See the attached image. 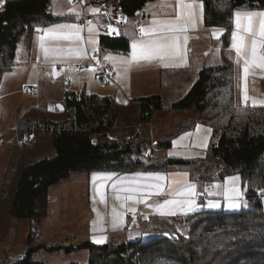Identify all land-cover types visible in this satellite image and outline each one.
I'll return each mask as SVG.
<instances>
[{
	"label": "trees",
	"instance_id": "1",
	"mask_svg": "<svg viewBox=\"0 0 264 264\" xmlns=\"http://www.w3.org/2000/svg\"><path fill=\"white\" fill-rule=\"evenodd\" d=\"M153 1L156 0H120L119 9L127 18H139L145 5ZM200 1L205 26L225 30L220 39L223 50L230 45L237 10H264V0ZM51 3L52 0L5 1L0 10V87L5 72L18 65L21 43L28 57L39 27L72 18L52 14ZM100 46L128 52L130 41L101 35ZM126 107L136 124L151 122L158 111H193V117L181 121L156 146L169 148L177 134L193 129L197 123H206L213 129L207 159L168 158L155 163L142 159L151 149L150 129H142V135L131 140L107 136ZM21 111L14 127L18 139L49 133L55 153H42L43 157L36 161H18L15 168L8 166L3 173L0 202H7L8 214L13 218L33 219L36 232L48 214L50 188L76 173L166 171L207 164L220 169V178L240 175L247 191V206L233 212L198 210L185 219L155 214L144 227L146 237L120 243L83 240L70 245L41 244L28 249L22 259L12 264H45L34 258V252L46 247L66 253L87 251V264H264V106L235 104L232 63L201 69L188 93L170 107L164 106L162 95L134 98L122 104L112 95L67 91L61 109L37 106ZM68 111L73 112L72 117L57 118ZM199 171L196 167L193 172ZM206 179L212 178L202 177L201 182ZM3 207L4 204L0 219ZM183 224L186 230L180 228Z\"/></svg>",
	"mask_w": 264,
	"mask_h": 264
},
{
	"label": "crops",
	"instance_id": "2",
	"mask_svg": "<svg viewBox=\"0 0 264 264\" xmlns=\"http://www.w3.org/2000/svg\"><path fill=\"white\" fill-rule=\"evenodd\" d=\"M5 1L0 0V10ZM72 2L74 3L73 0ZM157 2L174 12L156 14L151 10L146 13V22L137 18L135 30L126 29L130 18L122 14L119 9L114 13L113 18L95 15L94 22L84 25L85 30L81 37L74 27H83V25L77 20L73 21L72 18L39 27L25 63L16 65L4 74L0 87V137L11 124L8 123L9 120L12 121L16 114L19 115L20 109H24L25 112L31 108L28 104L32 103L22 108L24 101L28 99H38L34 102V107L51 104L52 108H55L59 102L62 103L58 97L60 96L61 99L67 91L89 94L88 78H85L83 88L80 89L69 71V74L66 72L62 73V76L59 74L62 69L59 58L63 57L78 56L87 62L94 61V65L98 68L105 63H112L116 68L110 80L112 85L98 94L112 95L122 104H128L134 98L162 95L164 106L170 107L180 99H177L178 95L191 89L201 69L225 62L232 63L235 68L236 105H245L243 101L247 96L257 97L256 91L259 89L264 95V79L260 80L259 86L256 85L257 79L264 76V57L261 53L264 43V10H237L245 12L246 15H240V18H243L239 24L234 14L230 45L223 50L219 44L225 30L208 29L205 26L202 1L158 0ZM50 10L54 14L52 5ZM253 12H260L258 19L254 18ZM62 15L64 14L57 16ZM73 22H76L75 26ZM112 23L123 29V34L112 30V36L124 37L130 41L128 52L101 48L100 36L105 35L102 32H109ZM138 23L142 24L140 31L137 29ZM78 41L84 44L81 50L73 46ZM245 83L248 85L247 95L244 93ZM185 85L186 88L182 89ZM27 86L30 89H26ZM46 86L55 87L58 93L47 94ZM32 90L35 91L34 96L28 94ZM166 101L173 102L167 105ZM251 105L264 106L255 103ZM173 112H155L149 122L150 126L147 123L153 141L152 152L147 155L148 161L155 163L168 158L199 161L207 159L213 129L206 123H197L193 129L177 134L169 148L156 146L158 141L176 130L181 121L194 116L192 111V114L186 118H174ZM187 112L190 111L179 112L178 115ZM15 134L16 142L12 145L17 148L21 141L16 131ZM152 154L157 158L154 159ZM190 169L73 174L50 188L49 210L44 221L52 214L51 193L53 190H59L62 184L64 187L61 190L69 189L71 184L77 188L84 187L88 230L73 239L81 238L95 243H120L127 241L129 236L138 239L140 235H144V227L155 214L185 219L189 214L203 209L233 212L246 207L247 199L243 193L245 188L240 175H228L222 179L217 177L218 180L209 177L212 179H206L204 183L201 182L202 177L198 178L193 172L196 166ZM230 176H239V182L225 185L222 198H219L214 193L215 180L223 183ZM200 186H203L202 189ZM42 234L41 224L38 237ZM63 239L68 240L67 237Z\"/></svg>",
	"mask_w": 264,
	"mask_h": 264
},
{
	"label": "rangeland",
	"instance_id": "3",
	"mask_svg": "<svg viewBox=\"0 0 264 264\" xmlns=\"http://www.w3.org/2000/svg\"><path fill=\"white\" fill-rule=\"evenodd\" d=\"M158 0L153 1L148 3L144 9L141 18L142 21L146 22V13L148 12H154L156 14H165L166 12H171L173 13L171 9H168L167 6L165 5H159ZM157 3V4H156ZM52 9L53 13L60 15L64 14L62 16H71L72 20L79 21V19L82 17V10L77 3H73L72 0H52ZM73 5V6H71ZM159 5V6H158ZM70 8V9H69ZM52 11V10H51ZM260 12H253L252 15H254L255 19H258ZM236 19L238 23L240 24L242 22V18H240V15H246L245 12L243 11H236L235 13ZM99 18V16H97ZM137 18H130V22H127L126 29H134L135 30V24H136ZM74 26L76 25V22H73ZM238 24V26H239ZM79 25V23H78ZM87 25V24H86ZM76 33L82 36L84 34L85 27L82 26H75L74 27ZM100 29V28H99ZM112 30H117L119 34H123V29H120L115 25L114 23L111 24L110 29L108 30L109 32L106 33L102 32V34L105 35H113ZM222 43L219 44V46ZM83 42L78 41L76 45H73L75 49L81 50L83 48ZM261 53L264 57V43H262V48H261ZM27 58V49L26 47L21 43L18 48V54H17V61L18 64H24L25 60ZM59 62L62 64L61 65V71H59V74L61 75L62 73L66 72L67 74L68 71L70 72V76H72L77 84L78 88H83L82 85L85 83V78H88V85H89V94H98L101 91H104L105 88L110 87L112 85L111 81H102L101 78L99 77L98 71L99 68L94 65V61L87 62L86 60L80 59L78 56H70V57H63L59 58ZM218 62V61H217ZM223 62V61H221ZM71 63V64H70ZM89 64V65H88ZM221 63H218L220 65ZM88 65V66H86ZM54 66V65H53ZM80 66H83V68H80ZM58 74L57 66L55 67ZM115 71L116 68L114 67ZM87 75V76H84ZM62 76V75H61ZM199 76V75H198ZM197 78V77H195ZM198 79V78H197ZM264 79V76L260 77L257 79L256 85L259 86L261 84L260 80ZM194 80V79H193ZM197 81V80H196ZM195 81V82H196ZM194 82V83H195ZM192 83V86L194 85ZM191 86V87H192ZM190 87V88H191ZM248 85L245 83V91L244 93H247V88ZM186 85L182 87V89H185ZM80 89H77L78 91ZM37 93H39L38 87L36 88ZM190 90V89H189ZM188 90V91H189ZM181 93V95H178V98H183L187 93ZM45 92L47 94H57L58 91L55 90V87H49L46 86ZM257 97H252L250 98L247 96L244 99V104L245 105H251L254 103L255 104H260L264 105V95L262 94L263 91L261 89L256 91ZM30 96L35 95V91L33 90L28 93ZM247 95V94H246ZM181 96V97H180ZM59 101L64 99H60V96L58 97ZM176 99V100H177ZM38 100V99H37ZM35 98L28 99L26 102L24 101V105L22 108L26 106L28 103L29 107H34V102L37 101ZM55 100V99H53ZM167 102L168 104H171L173 101H169L170 103ZM250 102V103H249ZM51 105V104H50ZM47 106L45 104H41L40 106L46 107V108H52L53 106ZM60 107H57V109H61V102L58 103ZM166 105V104H165ZM128 108L126 107L122 115L119 118V122L116 126L115 129L112 130L110 135H107L110 138L117 137L118 139L122 137H126V140H131L136 138L140 134L142 135L141 130L146 129L148 125L150 126V123L147 125L146 123L142 124H136V120H134V117H131V113L129 114L130 111H128ZM24 109L21 111L23 112ZM60 111H58L59 113ZM22 114V113H21ZM179 112L174 111L172 115H174V118H186L189 115L192 114V111L187 112L185 114H180L178 115ZM63 115V116H62ZM73 112L68 111L66 114H60L56 115L58 119H62V117H72ZM18 115L16 114L14 118L9 120V127L5 129V134L0 138V187H1V182L3 180V173L4 170L9 166L11 168H15L16 165L18 164V161H23V160H28V161H36L39 160L40 158L43 157L42 153H47L49 156L54 155V150L52 148V145L50 146V136L49 133H41V134H36V135H28L19 142V145L17 148H14L12 143L16 142L15 137V123L17 121ZM3 118L1 119V121ZM3 123V121H2ZM131 136V137H130ZM130 138V139H129ZM152 142L148 147L152 146ZM43 149L45 150L43 151ZM49 150V151H48ZM41 151V152H40ZM43 151V152H42ZM25 152V153H24ZM151 149H148L145 155L141 156L142 159L148 160V154H150ZM137 156V155H136ZM152 157H155L156 155L152 154ZM152 158V160H154ZM158 161V160H157ZM199 168L198 173H194L198 178L201 177H212L213 179H216L219 177L220 169H216L215 167L208 166L205 164V166H201L200 164L196 166ZM207 168V170H206ZM220 178V177H219ZM222 179V178H221ZM240 179L239 176H230L226 178V181L223 183H220L216 180L214 183V193L216 196L219 198H222V195L225 190V185L228 184H236V182H239L238 180ZM64 187V184L60 186L59 190H53L51 193V207H52V214L48 216L46 221L43 219L40 223L42 224V229H43V234L38 237V231H35V226L36 222L33 219L30 218H13L11 215L8 214L7 210V202L2 200L0 202V207L3 206L4 204V211H2V216L3 219H0V256L5 254V253H13L16 255V258L14 261L5 263V262H0V264H12L14 262H17L20 260L18 257L19 253H22L25 255V252L32 248V247H37L40 244H45L46 246L49 245H56V244H62V245H70V244H78L81 243L84 239L77 238L76 240L73 239L74 237H77V235L82 234L88 230V219H86V213H85V189L84 187L82 188H77L71 184L69 186V189L61 190ZM203 187V186H202ZM200 186V189H202ZM5 191L3 192V194ZM244 197L246 198L247 191L244 189L243 191ZM247 206V204L245 205ZM48 215V214H47ZM46 218V217H45ZM182 230H186L184 224L180 226ZM40 230V226H39ZM146 237V235H140L139 238L141 237ZM67 237L68 240L63 239ZM129 236L128 240H134V238H130ZM142 237V238H143ZM60 238V240H58ZM62 238V239H61ZM53 239H56L58 241H51ZM49 240V241H48ZM48 241V242H44ZM51 241V242H50ZM43 242V243H42ZM98 244H104V243H98ZM47 248V247H46ZM46 248H39L34 252V258L40 261H43L45 264H87L88 263V252L81 250L78 252H71V253H66L63 249L61 250H53L49 251Z\"/></svg>",
	"mask_w": 264,
	"mask_h": 264
},
{
	"label": "built area",
	"instance_id": "4",
	"mask_svg": "<svg viewBox=\"0 0 264 264\" xmlns=\"http://www.w3.org/2000/svg\"><path fill=\"white\" fill-rule=\"evenodd\" d=\"M74 3L79 4L82 10V17L79 19L81 25L94 22L95 15L113 18L114 13L119 9L120 0H73ZM120 10V9H119ZM121 24V23H120ZM137 29H142V24H137ZM115 73L114 65L112 63H105L99 67V75L102 81H110ZM30 89V87H26ZM56 108V107H55ZM57 109V108H56ZM18 257L22 259L24 255L19 253ZM16 255L13 253H5L0 256V262L14 261Z\"/></svg>",
	"mask_w": 264,
	"mask_h": 264
},
{
	"label": "water",
	"instance_id": "5",
	"mask_svg": "<svg viewBox=\"0 0 264 264\" xmlns=\"http://www.w3.org/2000/svg\"><path fill=\"white\" fill-rule=\"evenodd\" d=\"M140 13L138 12V15H139Z\"/></svg>",
	"mask_w": 264,
	"mask_h": 264
}]
</instances>
